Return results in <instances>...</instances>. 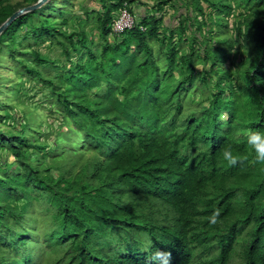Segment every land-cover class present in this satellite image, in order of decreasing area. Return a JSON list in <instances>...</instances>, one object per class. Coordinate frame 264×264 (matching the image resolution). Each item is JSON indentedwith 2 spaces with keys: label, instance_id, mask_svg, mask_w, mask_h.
<instances>
[{
  "label": "trees",
  "instance_id": "obj_1",
  "mask_svg": "<svg viewBox=\"0 0 264 264\" xmlns=\"http://www.w3.org/2000/svg\"><path fill=\"white\" fill-rule=\"evenodd\" d=\"M38 1L0 0V26ZM58 1L0 35L19 74H0V264H264V162L241 135L264 130V0Z\"/></svg>",
  "mask_w": 264,
  "mask_h": 264
},
{
  "label": "rangeland",
  "instance_id": "obj_2",
  "mask_svg": "<svg viewBox=\"0 0 264 264\" xmlns=\"http://www.w3.org/2000/svg\"><path fill=\"white\" fill-rule=\"evenodd\" d=\"M13 3H18L21 2L22 0H11ZM75 2V12L76 13H82V11L80 10V4H84L87 7H90L92 9H98L99 8V3L97 0H73ZM58 5H61V1L59 0ZM135 6H136V12L139 16L142 15V12L144 11V9H146L145 5H142V3L138 0L135 1ZM184 9H181V13L184 12ZM174 9L168 8V10L166 11V20L167 23H170L172 26L175 24L176 25V20L178 18V16L174 17ZM133 15V14H132ZM134 16V15H133ZM171 16H173V18H171ZM118 15L116 16L117 19ZM134 18V17H133ZM136 20V19H135ZM135 25V23H134ZM89 27V31H90ZM96 32V30L94 29V33ZM123 33V32H122ZM122 33H115V35H121ZM39 49L45 53V54H50L53 58H57V59H61L64 60V57L60 55V50L55 49L54 50V45L51 42H46L45 44H42L40 46H38ZM26 48H28L26 46ZM17 63L15 61H13L8 53H3L1 54V58H0V74L1 77L4 78H12V79H17L19 74L17 73ZM180 78V74L178 70H174L173 72V76L171 78H167L165 80H163V83L161 84V94L163 97H166L171 91H172V84L177 81ZM10 83V82H7ZM30 96H32L34 99H31V101L36 102L38 99H40L42 97V93L38 94L34 92L30 93ZM4 94H2L0 92V100H4Z\"/></svg>",
  "mask_w": 264,
  "mask_h": 264
},
{
  "label": "clouds",
  "instance_id": "obj_3",
  "mask_svg": "<svg viewBox=\"0 0 264 264\" xmlns=\"http://www.w3.org/2000/svg\"><path fill=\"white\" fill-rule=\"evenodd\" d=\"M241 135L246 139L247 144L254 152V160L257 162H264V130L254 129L251 127L244 128ZM220 157L228 164H234L237 161V155L232 143H227L222 146L220 150ZM219 213L213 211L209 215V223L215 224L217 222ZM168 253L156 250L153 254V259L157 260L159 264H168Z\"/></svg>",
  "mask_w": 264,
  "mask_h": 264
},
{
  "label": "built area",
  "instance_id": "obj_4",
  "mask_svg": "<svg viewBox=\"0 0 264 264\" xmlns=\"http://www.w3.org/2000/svg\"><path fill=\"white\" fill-rule=\"evenodd\" d=\"M127 7H124L118 13L117 19L113 23V32L122 33L128 29H132L136 24L135 18Z\"/></svg>",
  "mask_w": 264,
  "mask_h": 264
},
{
  "label": "water",
  "instance_id": "obj_5",
  "mask_svg": "<svg viewBox=\"0 0 264 264\" xmlns=\"http://www.w3.org/2000/svg\"><path fill=\"white\" fill-rule=\"evenodd\" d=\"M47 0H39L37 3L21 8L14 12L1 26H0V35L20 16L23 14L33 11L43 5Z\"/></svg>",
  "mask_w": 264,
  "mask_h": 264
},
{
  "label": "crops",
  "instance_id": "obj_6",
  "mask_svg": "<svg viewBox=\"0 0 264 264\" xmlns=\"http://www.w3.org/2000/svg\"><path fill=\"white\" fill-rule=\"evenodd\" d=\"M144 11H146V9H144ZM144 11H143V12H144ZM143 12H142V13H143Z\"/></svg>",
  "mask_w": 264,
  "mask_h": 264
}]
</instances>
